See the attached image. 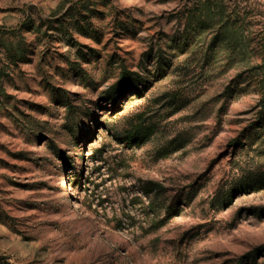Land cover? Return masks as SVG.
I'll list each match as a JSON object with an SVG mask.
<instances>
[{"label": "rangeland", "instance_id": "rangeland-1", "mask_svg": "<svg viewBox=\"0 0 264 264\" xmlns=\"http://www.w3.org/2000/svg\"><path fill=\"white\" fill-rule=\"evenodd\" d=\"M0 264H264V0H0Z\"/></svg>", "mask_w": 264, "mask_h": 264}, {"label": "trees", "instance_id": "trees-1", "mask_svg": "<svg viewBox=\"0 0 264 264\" xmlns=\"http://www.w3.org/2000/svg\"><path fill=\"white\" fill-rule=\"evenodd\" d=\"M140 140L138 130L130 131L124 137H122L123 145L131 147ZM148 192V191H147Z\"/></svg>", "mask_w": 264, "mask_h": 264}]
</instances>
